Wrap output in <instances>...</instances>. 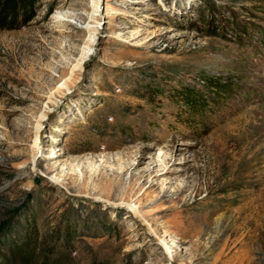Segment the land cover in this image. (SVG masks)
<instances>
[{
  "label": "rangeland",
  "instance_id": "obj_1",
  "mask_svg": "<svg viewBox=\"0 0 264 264\" xmlns=\"http://www.w3.org/2000/svg\"><path fill=\"white\" fill-rule=\"evenodd\" d=\"M93 1L0 26V264L26 242L59 264H264V3L99 0L80 63ZM206 76L237 89L214 105Z\"/></svg>",
  "mask_w": 264,
  "mask_h": 264
},
{
  "label": "trees",
  "instance_id": "obj_2",
  "mask_svg": "<svg viewBox=\"0 0 264 264\" xmlns=\"http://www.w3.org/2000/svg\"><path fill=\"white\" fill-rule=\"evenodd\" d=\"M264 3V0H258ZM31 5V0H0V26L8 23H16L26 17L27 11ZM203 86L210 101L214 104H224L225 100L233 96L236 90V82L232 79H221L217 76L204 77ZM186 94V95H185ZM182 95L183 103L189 107L188 114L195 119L200 118L209 112V102L204 97L194 93L193 89ZM50 249V248H49ZM48 248L36 246L26 242L22 248L12 247V255L16 256L18 262L10 263V260L4 259L3 264H59L57 255L50 256Z\"/></svg>",
  "mask_w": 264,
  "mask_h": 264
},
{
  "label": "bare ground",
  "instance_id": "obj_3",
  "mask_svg": "<svg viewBox=\"0 0 264 264\" xmlns=\"http://www.w3.org/2000/svg\"><path fill=\"white\" fill-rule=\"evenodd\" d=\"M99 0H95L93 1V12L91 14L88 15V24H93L94 26H91L90 29H92L91 31V34H89V37L86 41V47L84 48L83 50V54H82V58H81V61L80 63H83V61L85 59H87L91 54L92 52L94 51L93 49V44H94V40L96 39V31H97V25L99 24V19H98V7H99ZM75 18L73 15L71 16L70 14H64V15H60V17H58V21L59 22H67V23H70V19H73ZM40 127L37 128V131H40ZM38 135V134H37ZM39 139H40V135H38L36 137V144L39 143ZM37 152V151H36ZM36 152L34 153L33 155V160H32V163H31V168H29V166H27L26 164L22 165V167L20 168V172L22 174H27L29 172H33V170L35 169V166H37L36 162H35V157H36ZM50 181H52L51 183H53L54 185L56 186H61V181L58 179V178H51ZM130 209V208H129Z\"/></svg>",
  "mask_w": 264,
  "mask_h": 264
}]
</instances>
